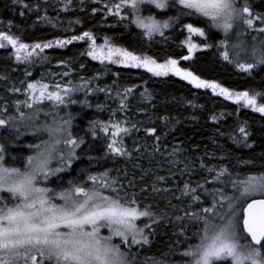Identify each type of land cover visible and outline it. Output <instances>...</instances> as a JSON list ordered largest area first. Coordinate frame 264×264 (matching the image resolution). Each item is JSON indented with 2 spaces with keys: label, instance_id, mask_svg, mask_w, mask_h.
<instances>
[{
  "label": "trees",
  "instance_id": "trees-1",
  "mask_svg": "<svg viewBox=\"0 0 264 264\" xmlns=\"http://www.w3.org/2000/svg\"><path fill=\"white\" fill-rule=\"evenodd\" d=\"M114 2L119 0H21V3L0 0V30L7 31L6 26L11 22V32L28 44H54L56 40H68L90 31L97 45L108 39L118 47L163 62L169 56L179 59L180 55L188 54L186 45L181 43L187 36L182 28L184 23H194L207 33V39L204 37L200 44L208 43L212 47L200 50L190 62L181 61L180 66L194 70L202 78L215 79L234 91L264 92V66L249 75L223 60L220 55L223 49L217 45L224 36L217 29L208 28L203 18L183 16L179 24L173 22L172 27L165 29L163 36L155 34L149 38L132 23L134 17L129 9H121L124 20L107 11L105 4L111 7ZM22 3H28L31 10L24 9ZM248 3L254 12H264V0H248ZM152 14L163 21L177 13L175 8H169L153 9ZM141 15H149L146 7ZM253 35L256 33L249 32L238 39L251 45ZM235 42L237 37L233 32L230 44ZM86 44L73 41L63 47L53 45L41 53L47 59L33 57L32 62H17L10 47L0 49V118L17 117L16 127L12 123L0 127V144L6 149L4 156L16 157L13 163L5 157L6 165L22 168L25 158L34 154L28 145L48 139L46 132L37 129L45 123L51 124L54 118L69 120L73 137L83 138L84 143L76 149L79 158L65 172L50 179L48 186L59 191L68 187L69 180L108 171L117 180L116 187L122 188L121 194H135L141 207L151 205L152 218L141 221L143 226L151 225L144 230L149 243L131 249L137 253V264H145L148 257L163 264H175L186 247L185 236L197 231V222L188 214L210 206L214 189L233 194L234 189L227 183L229 174L239 173L242 178L264 173V115L208 89H196L171 74L155 77L142 68L93 60L86 54ZM242 59L251 62L247 56ZM35 80L49 84L50 91L56 90L55 84L79 90L65 96L62 105L45 100L30 109L23 103L27 99L25 89L27 83ZM16 88L20 91H14ZM17 101L19 110L26 114L40 109L38 119L20 121ZM97 120L127 121L125 126L130 128L137 125L124 138L130 156L108 153L107 138L99 127L93 137L91 122ZM240 126L250 133L246 142L238 132ZM146 128H155L159 140L147 135ZM209 168L214 171L210 173ZM224 168L228 172L220 181L214 180ZM185 184L189 185L188 195L184 194ZM192 188L196 189L195 193L191 192ZM193 195H199L200 201L194 202Z\"/></svg>",
  "mask_w": 264,
  "mask_h": 264
},
{
  "label": "snow or ice",
  "instance_id": "snow-or-ice-1",
  "mask_svg": "<svg viewBox=\"0 0 264 264\" xmlns=\"http://www.w3.org/2000/svg\"><path fill=\"white\" fill-rule=\"evenodd\" d=\"M13 3H21V0H13ZM22 7L31 10L28 3H22ZM36 7L38 10L39 6ZM145 7L149 15L142 16L140 13ZM105 8L115 16H120L121 9H129L134 17L132 23L143 29V35L149 38L154 34L163 36L164 30L172 27L173 22L179 24L183 16L203 18L208 22V28L223 33L224 38L217 45L223 49L220 52L223 60L235 64L241 72L249 75L254 69L264 66V12H254L248 0H243V3L240 0H119L111 7L105 4ZM169 8H175L177 14L166 20H158L152 14L153 9ZM120 19L126 17L120 16ZM6 27L7 31L0 30V49L10 47L17 62H32L33 57L47 59L41 57V53L53 47V42L24 43L20 36L11 32V22ZM184 30L187 36L181 43L186 45L188 54L180 55L179 59L169 56L163 62L118 47L108 39L97 45L96 37L90 31L73 35L68 40H56L55 45L63 47L73 41H85L88 43L86 54L93 60L142 68L155 77L171 74L196 89H209L217 96L264 115V102H260L264 100V92L234 91L215 79L202 78L194 70L180 66L181 61L191 60L192 54L201 47H212L208 43L192 42L193 35L207 39L204 28L184 23ZM233 32L237 42L230 44ZM249 32L256 33L252 36L251 45L238 39ZM245 56L251 62L242 59ZM49 87L42 80L27 83L25 107L31 109L45 100L62 105L65 96L79 90L60 84H55L56 90L50 91ZM14 91L19 92L20 89ZM131 91L126 89V92ZM16 103L20 121L34 122L38 119L40 109L35 108L31 114H26L19 110L20 102ZM16 120L13 115L0 118V127H7L10 123L16 127ZM126 123L119 120L92 121L91 132L95 137L99 127L107 138L108 153L128 157L131 153L124 138L137 125L132 124L130 128L125 126ZM69 125V120L54 118L51 124L45 123L38 128L37 131L48 134V139L28 145L34 154L25 158L22 168L6 165V149L0 144V264H137V253H132V246L149 243L144 230L151 225L145 223L141 227L137 221L144 217L152 218L151 205L141 207L135 194H121L122 188L116 187L118 182L110 177L108 171L87 173L86 178L69 180L68 187L59 191L42 186L50 176L65 172L73 160L79 158L76 149L84 140L74 138ZM144 131L159 140L155 128ZM238 132L246 142L250 135L246 127L240 126ZM53 160L58 161V167H50ZM208 171L214 170L209 168ZM227 172V168L222 169L214 180L220 181ZM157 179L163 180L164 177ZM227 183L234 189L233 194L214 189L210 206L188 214L198 227L191 236H185L187 244L180 253L178 264H264V173L242 178L239 173L235 176L229 174ZM184 188V194L188 195L189 185L185 184ZM191 192L195 193L196 189L192 188ZM192 200L199 202V195H193ZM102 229H107L108 234H102ZM114 238H119V243H114ZM145 264L163 262L148 257Z\"/></svg>",
  "mask_w": 264,
  "mask_h": 264
},
{
  "label": "rangeland",
  "instance_id": "rangeland-1",
  "mask_svg": "<svg viewBox=\"0 0 264 264\" xmlns=\"http://www.w3.org/2000/svg\"><path fill=\"white\" fill-rule=\"evenodd\" d=\"M140 15H141V13H140ZM143 16V15H142ZM141 30H143V29H141ZM144 31V30H143ZM223 34V33H222ZM155 35V34H154ZM204 37H199V36H195V35H193V37H192V42L193 43H196V44H200L201 43V40L203 39ZM85 42V41H84ZM85 43H87V42H85ZM53 45H55V43L53 44ZM56 46V45H55ZM86 47H87V49H88V43L86 44ZM202 49H205V48H203V47H201L200 49H198L196 52H194L193 54H192V60L194 59V57L197 55V53L200 51V50H202ZM98 61H100V60H98ZM105 62H107V61H105ZM186 62H190V60H188V61H186ZM108 63V62H107ZM119 65H122V64H119ZM209 90V89H208ZM211 91V90H210ZM64 146L63 145H61V148H63ZM5 157H7L8 158V162L9 163H13L14 162V159H13V157L11 156V155H7V156H5ZM59 166V163H58V161L57 160H53V162H52V164L50 165V167H52V168H56V167H58ZM59 174V173H58ZM57 174V175H58ZM57 175H55V176H50V178H49V180L50 179H52V178H54V177H56ZM77 178H79V177H77ZM49 180L48 181H45V182H43V185L42 186H47V187H49L48 186V182H49ZM3 195H6V194H3ZM10 202V201H9ZM55 202H57V203H59V201H55ZM145 218H148V217H144V218H141V220H139V221H137V223L139 224V226H141V227H143V225H142V222H144L145 220H143V219H145ZM143 220V221H142ZM142 221V222H141ZM193 224V223H192ZM102 231V234H104V235H107L108 234V232H107V229H102L101 230ZM146 235V234H145ZM114 243H119V238H114ZM135 246H137V245H134V246H132V247H135ZM181 260V259H180ZM180 260H178L177 261V263H175V264H178V262L180 261Z\"/></svg>",
  "mask_w": 264,
  "mask_h": 264
}]
</instances>
